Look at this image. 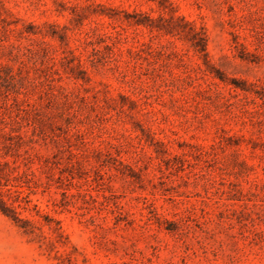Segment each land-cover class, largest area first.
<instances>
[{
  "label": "rangeland",
  "instance_id": "obj_1",
  "mask_svg": "<svg viewBox=\"0 0 264 264\" xmlns=\"http://www.w3.org/2000/svg\"><path fill=\"white\" fill-rule=\"evenodd\" d=\"M0 264H264V0H0Z\"/></svg>",
  "mask_w": 264,
  "mask_h": 264
},
{
  "label": "trees",
  "instance_id": "obj_2",
  "mask_svg": "<svg viewBox=\"0 0 264 264\" xmlns=\"http://www.w3.org/2000/svg\"><path fill=\"white\" fill-rule=\"evenodd\" d=\"M0 211L5 214V215H8L7 213V210L3 207V206H0Z\"/></svg>",
  "mask_w": 264,
  "mask_h": 264
}]
</instances>
